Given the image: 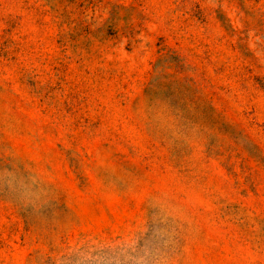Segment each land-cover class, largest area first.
<instances>
[{
	"label": "rangeland",
	"instance_id": "rangeland-1",
	"mask_svg": "<svg viewBox=\"0 0 264 264\" xmlns=\"http://www.w3.org/2000/svg\"><path fill=\"white\" fill-rule=\"evenodd\" d=\"M0 264H264V0H0Z\"/></svg>",
	"mask_w": 264,
	"mask_h": 264
}]
</instances>
